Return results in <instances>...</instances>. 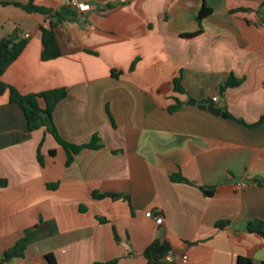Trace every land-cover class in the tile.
<instances>
[{
  "label": "crops",
  "instance_id": "obj_1",
  "mask_svg": "<svg viewBox=\"0 0 264 264\" xmlns=\"http://www.w3.org/2000/svg\"><path fill=\"white\" fill-rule=\"evenodd\" d=\"M28 1L0 0V38L27 40L2 81L23 95L66 89L53 112L59 136L75 145L97 136L101 147L67 166L53 136L29 131L22 109L0 96V259L27 238L25 256L8 264H48V255L147 264L144 250L158 240L187 257L175 264H263L264 240L245 226L264 221V122L250 127L264 116V0H83L84 13L33 0L64 17L60 56L46 62L40 27L50 18L15 5ZM203 2L212 12L199 26ZM231 75L240 84L225 87ZM177 174L185 181H172Z\"/></svg>",
  "mask_w": 264,
  "mask_h": 264
},
{
  "label": "trees",
  "instance_id": "obj_2",
  "mask_svg": "<svg viewBox=\"0 0 264 264\" xmlns=\"http://www.w3.org/2000/svg\"><path fill=\"white\" fill-rule=\"evenodd\" d=\"M19 6L27 13H38L41 15L48 16L50 21L48 25L41 26V42H42V53L41 59L43 61H51L60 56L57 40L55 37V28L57 25L64 19L60 12H53L51 10L35 6L33 0H29L27 4H15ZM261 15L264 17V3L260 7ZM239 11H246L245 9H239ZM212 10L207 8L205 3H202V6L198 12L197 22L200 26L201 21L208 17L211 14ZM54 19V20H52ZM27 44V40L20 37V33L15 31L8 37L0 38V96L7 93L9 101L13 104L18 105L24 114L27 128L29 131L33 132L39 129H45L50 133L58 145L63 147L67 153L66 165L68 166L72 160L73 156L79 154L84 149H99L100 139L97 136H93L91 141L83 145H75L70 142L64 141L58 134L56 127L53 122V112L56 105L66 98L67 91L64 88L53 89L36 94H21L14 87L7 85L2 81V76L7 70V68L17 60V58L22 53L23 49ZM134 67L132 65L131 69ZM113 77H118L121 72L115 73L112 71ZM240 84V80L234 78L232 75L227 80L225 87H236ZM173 90L176 93L184 94V90L181 87V82L179 78L173 80ZM181 106L179 100L175 98V105L171 107V110L178 109ZM240 122V121H239ZM264 122V116H262L259 121L250 127L260 126ZM51 155L54 154V151L50 152ZM37 159L39 163L43 164L42 156L40 154V148L37 151ZM172 181H185L179 174L171 177ZM0 186L5 187L6 182L1 180ZM215 191V188H211L209 191H205V194L211 196ZM106 196L93 194V198L101 199ZM113 198H121L118 195H114ZM225 223H219L220 226H223ZM245 230L249 234H253L264 240V221L263 220H254L246 223ZM27 238H22L17 241L12 247L7 249L1 259L0 264H8L15 259H21L25 256L27 249ZM171 248L166 242H160L155 240L144 250V257L147 260V264H171L165 260L166 256L170 253ZM48 264H56L53 257L48 255L46 257ZM109 263V264H113ZM236 264H252L249 258L238 257L236 259ZM264 264V263H263Z\"/></svg>",
  "mask_w": 264,
  "mask_h": 264
},
{
  "label": "built area",
  "instance_id": "obj_3",
  "mask_svg": "<svg viewBox=\"0 0 264 264\" xmlns=\"http://www.w3.org/2000/svg\"><path fill=\"white\" fill-rule=\"evenodd\" d=\"M64 6L67 7L69 10L75 12V13H84L90 10V5L83 1V0H65ZM28 36H26L27 38ZM213 103H218L219 98L218 97H213L212 98ZM238 188H243L245 187V183H239L237 185ZM145 216L149 219H152L156 225H162L163 224V217L155 214L153 211H149L145 214ZM165 260L171 264H175L178 260L182 262H186L187 257L184 255H178L175 253H169Z\"/></svg>",
  "mask_w": 264,
  "mask_h": 264
},
{
  "label": "water",
  "instance_id": "obj_4",
  "mask_svg": "<svg viewBox=\"0 0 264 264\" xmlns=\"http://www.w3.org/2000/svg\"><path fill=\"white\" fill-rule=\"evenodd\" d=\"M66 12L69 13L70 11H69V10H66ZM62 13L64 14V11H62ZM64 15H65V14H64ZM198 103H199L200 105H202V107L207 108V110H208L209 112H211L212 114H214V115H221L222 117H225V115L221 112L220 109H217V108H215V107H213V106H208L207 101H205V100H203V99L200 98V99L198 100Z\"/></svg>",
  "mask_w": 264,
  "mask_h": 264
}]
</instances>
